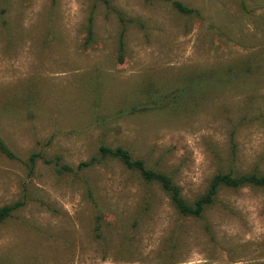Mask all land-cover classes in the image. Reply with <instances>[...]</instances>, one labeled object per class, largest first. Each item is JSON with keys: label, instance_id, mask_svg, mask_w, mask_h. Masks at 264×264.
<instances>
[{"label": "rangeland", "instance_id": "1", "mask_svg": "<svg viewBox=\"0 0 264 264\" xmlns=\"http://www.w3.org/2000/svg\"><path fill=\"white\" fill-rule=\"evenodd\" d=\"M0 138V264H264V186L99 152L264 177V0H0Z\"/></svg>", "mask_w": 264, "mask_h": 264}, {"label": "trees", "instance_id": "2", "mask_svg": "<svg viewBox=\"0 0 264 264\" xmlns=\"http://www.w3.org/2000/svg\"><path fill=\"white\" fill-rule=\"evenodd\" d=\"M177 9L182 13H192V10L185 7L182 3L175 4ZM0 150L8 157L17 159L16 155L9 149V147L5 144V142L0 138ZM100 154L102 158L112 157L121 160L129 169L139 171L143 177V179L147 182H158L161 184L164 190L169 192L171 195L174 203L179 208L180 212L184 215H192V216H200L205 207L211 204L214 201V198L218 192V189L225 185L229 187H240L244 184H255V185H262L264 186V177L260 178L255 175L252 176H244L235 178L230 174H219L214 179L210 192L200 198L198 201L195 202L194 205L187 204L183 198L181 197V190L180 188L174 184L172 179L165 175L158 173L154 170H150L146 168V165L141 160H134L132 155L125 150L124 148H116L111 149L106 146L100 147ZM35 157H31L32 163L35 162ZM97 161L96 158L92 159L89 163L81 164L79 167H88L93 165ZM21 204H16L14 206H4L0 208V223L9 218L12 213L17 210Z\"/></svg>", "mask_w": 264, "mask_h": 264}]
</instances>
